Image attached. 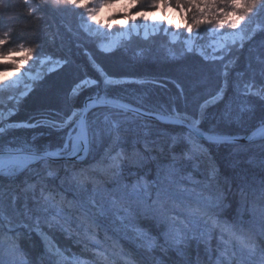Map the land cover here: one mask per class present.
<instances>
[{"label":"trees","instance_id":"obj_1","mask_svg":"<svg viewBox=\"0 0 264 264\" xmlns=\"http://www.w3.org/2000/svg\"><path fill=\"white\" fill-rule=\"evenodd\" d=\"M176 2L177 0H167V3L174 6ZM152 3L153 0H138L132 12L145 11L148 9L146 6ZM182 14L185 18L179 20L180 26L176 29L179 34H183L186 22L190 23L192 16L191 12ZM82 15V9L64 4L57 5L53 0H31L29 3L25 0H0V36L5 32L9 33L8 43L0 46V51L18 49V45L23 43L25 47L35 49L32 54L33 61L43 59L57 62L54 68L44 73L40 80L30 87L25 96L18 99L22 103L9 118V122L13 120L29 127L34 126L33 122L36 120L44 118L46 125L35 124L37 127L24 128V146L36 152L61 148L69 128L59 125L73 112L80 111L85 97L113 96L114 92L111 90L101 91L93 88L75 94L74 90L84 81L91 80L95 85L101 84L102 75L131 81L129 86L132 96H123L129 103L140 108L143 104L138 103L143 99H147V104L149 100L153 103L152 99H157L169 111L166 114L172 116L199 108L197 115L205 120L209 117L214 120L210 123L199 122L198 126L209 133L243 135L264 124V98L249 94L246 87L264 94V10L251 17L247 25H253L254 29L250 39L243 41V46L240 42L229 45L227 51L219 52L215 56L222 55L223 59L211 58L213 60L206 59L200 52H189L180 39L169 43L167 35L162 32L150 37L138 35L128 38V42L114 51L104 53L96 42L99 41L98 36L88 35L81 28ZM213 26H200V44L205 45L213 39L209 34ZM229 27L230 25H226L221 30ZM22 58L14 56L10 57V60L13 62ZM33 61L26 64L32 65L36 71L38 67ZM7 62L12 64L8 59ZM17 64L22 66L19 63L13 65ZM3 67L5 65L0 61V70ZM140 79L146 84L141 89V84H135ZM217 93L221 95L216 102L206 106L201 114V105L208 100L206 98L211 99ZM14 101L16 100H9L5 95L2 104L5 108L14 107ZM5 108L2 107L3 110ZM143 108L149 110L147 107ZM226 110L237 114L240 122L236 121V117L235 122H224L225 118L222 120L221 117H224ZM103 111L107 110L99 109L94 113H101V118ZM188 115L196 118L192 114ZM50 124L60 128L52 133L48 127ZM100 127L103 129L101 125ZM127 129L140 143H135L138 147L137 153L125 147L130 146L131 142L127 136L120 134L123 139V147L120 150L110 148L108 152H102L104 144L96 150L93 147L96 144L94 142L88 158L80 164L85 167L78 168L77 171L67 162H49L48 168L54 172L52 176L48 175V168L41 163L32 165L19 175H0V205L7 209L11 218V226L7 223L0 224V264H55L57 258L49 254L41 234L47 237L48 243L60 249L68 260L76 259L84 264H126L128 259H131L132 264H217L216 258L222 247L218 242V228L211 229L208 234V229H190L186 226L181 231L180 242L177 243L176 234L174 237L172 234L169 237L165 235L168 231V219L162 216L158 219V216L151 217L147 213L140 215L137 210L131 218L133 225H130L133 229L139 228L151 239L152 246L146 247L137 237L133 241L128 236L133 233L131 228L124 225L128 220L122 224L119 220L116 223L110 215L91 214L85 220L76 205L81 202L80 199L85 200L91 196L93 188L97 187L92 179L81 186L77 173H83L84 169L89 168V172L97 175L96 170L100 166L107 168L110 163L106 153H119L122 157H117L118 169L108 171L119 175L121 181L123 180L121 186L141 181L154 191L159 179L167 184L171 178H177V181L180 178L179 182L184 181L187 186L193 181L194 185L187 188L197 189L194 191L200 200H206L208 203L210 200L212 205L215 204L212 209H208L210 214L217 218L222 217L224 222L226 220L233 226L247 227V224L251 223L247 220L248 216L245 217L247 208L252 205L257 212H261L264 206V140L226 146L207 144L199 139L205 151L188 159L185 153L190 146L183 139L176 143L172 141L173 137L186 134L188 130L185 128L133 120ZM154 129L159 131L153 132ZM13 133V137L20 136V132ZM8 136L6 135L5 140L0 138V151L23 147L18 141L6 143ZM100 137L106 140L108 135L101 133ZM233 148L237 154L229 158L230 149ZM133 153L135 154L132 159L130 156ZM173 156L178 159L173 161ZM163 170L167 171V174L161 173ZM73 183L76 185H71ZM30 184L35 185V189L25 191ZM41 189L45 195L51 194L54 197L53 202H59V207L62 208L59 224L50 223V218L56 215L57 209L44 205L40 199ZM113 189L117 188H104L100 191L107 190L111 193ZM122 191L129 190L124 188ZM114 194L119 196V192ZM99 199L98 196L97 200ZM37 200L40 201L39 204ZM25 203L32 210L31 218L24 215ZM191 204L194 205L193 201ZM238 205L244 216L243 222L236 221L240 219L234 220L232 215ZM41 206L47 207V211H35ZM172 214L180 215L178 211ZM68 216L71 218L67 219ZM117 224L120 231L116 228ZM251 225L249 229L254 227L252 223ZM125 231L129 233L124 234ZM90 235H95L100 243L96 244L89 239ZM251 237L257 244V257L261 258L264 254V237ZM97 251H103L107 260L97 257ZM6 257L13 259L7 260ZM240 260L234 258L232 264H238Z\"/></svg>","mask_w":264,"mask_h":264},{"label":"snow or ice","instance_id":"obj_2","mask_svg":"<svg viewBox=\"0 0 264 264\" xmlns=\"http://www.w3.org/2000/svg\"><path fill=\"white\" fill-rule=\"evenodd\" d=\"M27 3L28 0H25ZM118 2V0H99V7L93 6L88 7L89 0H53V3L60 5H70L74 8H83L87 13L86 21L84 17H81L83 24L82 27L86 32L94 35H107L104 32H101L99 29H92L88 22L96 21L98 24L102 23L101 21H97L96 17L100 10L105 6L112 7L114 3ZM138 3V0H129V7H135ZM163 6L164 8L171 7L167 3V0H153L151 5L152 9ZM175 8L181 11V13L191 12V22H186V30L189 34L193 33V30L196 29L195 36L189 35L186 38V44L188 45L187 50L191 52L193 50V43L195 39L200 36L199 28L202 24H210L214 25L210 30L209 34L214 37H220L219 40L213 42V51H219L221 53L228 50L229 45H235L237 41H240V45L243 46V41L247 38L246 34V27L247 24L250 22L251 17L255 15H259L261 10H264V0H184L181 3V0H177ZM148 13L146 11H138L131 15V17H125L126 19L130 18L133 21L136 19L137 16L139 17H146ZM169 24L172 23V20L165 17ZM115 21H113L114 23ZM230 25L232 29L229 33H223L220 30L224 28V26ZM111 28V24L108 25ZM180 25L177 24V27ZM157 29H153L156 31ZM167 32V29H164ZM131 32H136L139 34V28L137 25L133 24L132 28L127 30L122 35H129ZM145 35H147V30H145ZM174 38L176 34H173ZM9 33L5 32L2 36H0V46L5 45L8 43ZM115 41L112 42L111 45L105 47V50H109V47L114 46ZM35 51L32 47H25L23 43L18 45L17 48H9L6 52L0 51V61H3L7 58L14 57V56H23L24 59L20 61H13L14 64H26L28 60L33 59V52ZM202 54H204L202 52ZM207 58V57H206ZM218 59H223V56L214 57ZM15 72H19V68L14 69ZM6 74V73H5ZM227 75V73H225ZM22 77H18L16 81L13 82L15 86L20 82ZM89 83L88 81H84L83 84ZM94 83V82H93ZM105 85H110L116 83V81L105 77L104 79ZM0 85H4L3 81H0ZM80 86H78L79 88ZM249 91L251 88L246 86ZM75 91V90H74ZM221 93H217L216 96H213L211 100L206 101L204 105H201V114H203V109L207 106V104L214 102L216 99L219 98ZM112 102L106 96H98L92 105L89 107L95 106H106L111 105ZM125 107V106H120ZM87 109L81 112H73L70 116H68L59 126L69 128L67 133V140L64 145L65 151L71 154H77L79 152H87L91 145L96 142L101 135V132L105 133L112 137L113 145H115L120 138L119 134V122L118 121H111L106 116L105 117V127L100 129L99 127H94L87 119ZM169 119L173 123L184 124L185 127L188 129V132L184 134L182 137H173V143H176L178 140L183 139L189 146V150L185 153V156L188 159H192L195 156L202 154L205 150L203 145L199 142V132H198V124L199 120L196 118H191L189 120L188 117H183L179 114H176L174 117H169ZM0 132H4V128L0 127ZM253 136H260L264 138V125H261L253 132ZM207 139L212 142L216 143L219 142V138L216 136H209ZM59 153L53 152H36L33 150H26V149H19V150H8L6 152H0V175L4 176H12L18 172L24 171L30 168L33 164L37 162L41 163L43 166L48 168L49 160L53 156H57ZM112 156L109 153H106V157L109 159L110 163L107 165V168L100 166V171L107 172L110 169H118V162L117 157ZM178 158L173 156V161H176ZM102 165V162H101ZM173 169L175 167L173 165ZM48 175H54V172L51 168H48ZM83 178L80 179L78 182L81 186L83 184L92 179L88 177L86 174H82ZM92 182L95 184V180L92 179ZM125 188L128 186L125 185ZM35 185H28V188L25 191L34 190ZM182 191H191L189 189H181ZM119 192V196L115 195L114 193ZM97 196L100 197L99 201L97 200ZM151 193L148 191L147 185L142 184L141 182H137L136 184L131 186V189L127 192H124L120 189H113L111 193L107 192V190H97L95 187L93 188V193L91 196H88L84 201L79 202L76 206L78 210L82 214L83 218L86 220L91 215H99V216H107L108 213H112L116 216L117 219L123 222L132 218L136 211L142 212H153L159 215H165L167 209L165 208L166 202L170 199V194L168 189L165 187H158L155 193V199L149 203V198ZM35 199V197H33ZM40 199L44 202V205L49 207H54L57 209L56 215L50 218V223L55 222L57 224L60 223V218L62 216V208L59 207V202H53L54 197L51 194L45 195L43 189H41ZM63 199V198H61ZM15 201V197L13 198ZM40 201L37 200V204ZM105 203H107V207H105ZM212 207L211 201L209 200L208 206L205 209H192L190 210L191 214H199L201 217L205 218V224H210L211 228L208 229V234H210L211 229L219 228L222 233H227L229 240L225 243L229 246L226 247L223 252H221V257H223L224 264H232V260L236 257V252L232 251L229 254V248L231 246V242L235 241L238 247L243 251L246 250L248 257H255L257 254V244L254 238L251 236L245 235L243 230L237 232L234 230V227L229 224H221L217 221V219L210 214L208 208ZM13 211L15 208L13 207ZM31 209L27 207V203H25V212L24 215L28 218H31L30 213ZM35 211H47V207H37ZM171 219L175 220L176 217H171ZM7 223L11 226V218L7 213V209L0 205V224ZM37 227L39 225V217L36 218ZM136 232V237L144 244L146 247L152 246V241L147 235L142 232L139 228L133 229ZM176 236L178 239L176 240L177 243L180 242L179 237L181 236L180 230L176 229ZM87 234V233H86ZM43 235V234H42ZM204 235V233H201ZM47 240V237H44ZM89 239L93 240L96 244L100 242L96 239L95 235H90ZM48 251L52 253L57 259L55 260V264H64L66 257L60 251V249L55 248L53 245L49 243ZM97 257L107 260L103 251H97ZM77 264H84L83 261H78ZM126 264H132L131 259L126 261ZM217 264H221V261L218 259ZM238 264H243V256H241V260L238 261ZM258 264H264V254L261 255V259L259 260Z\"/></svg>","mask_w":264,"mask_h":264},{"label":"rangeland","instance_id":"obj_3","mask_svg":"<svg viewBox=\"0 0 264 264\" xmlns=\"http://www.w3.org/2000/svg\"><path fill=\"white\" fill-rule=\"evenodd\" d=\"M184 0H181V2ZM172 3V2H171ZM169 5H171L170 3H168ZM99 7V0H89L88 3V7ZM151 5L148 4V6H146L145 11L148 13V15L146 17H139L137 16L136 19L133 21L132 19L128 18L126 19L125 17H131V15L133 14L132 12V8L133 7H129V0H118V2L114 3L112 5V7H103L100 8L96 20L97 21H101L102 23H97L96 21H91L88 22L90 24V27L92 29H99L101 32L106 33L107 35L101 36V35H96L99 38L98 42V47L101 51H103L104 53H109L114 51L118 46L123 45L126 41L128 42V38H133L135 36L141 35L142 37H150V35H156V34H161V32L164 35H167L166 38L169 41V43H171V41H176V40H182L184 47H186L185 49L188 48V45L186 44V38L189 35H193L195 36L196 34V29L193 30L192 34H189L185 28L183 34H179L178 31L176 29H178L179 27H177V24H180L179 20L185 18L184 14L181 15V11H179L178 9L175 8L174 5H171V7L168 8H164L163 6H159L157 8H155V10H153L152 8H150ZM83 11V15L82 17H84V20L86 21L87 18V13L85 12V10L83 8H80ZM165 17L169 18L172 20V23L169 24L167 22V19H165ZM113 21H115L113 23ZM254 21V20H253ZM84 21H82L83 24ZM109 24H111V28H109ZM135 24L138 26L139 28V34H137L136 32H131L129 35H122L123 33H125L127 30L132 28V25ZM250 28H249V27ZM253 26V25H252ZM251 25H247L245 31L247 34V38L246 40L248 41L251 37V33L254 29V27H252ZM186 27V26H185ZM81 28L84 30V28L81 26ZM157 29L156 31H153V29ZM164 29H167V32L164 31ZM145 30H147V35H145ZM85 31V30H84ZM223 33H229L232 31V29L229 27L226 30H220ZM86 32V31H85ZM179 32L181 33V29L179 30ZM88 35L94 36V34H90L89 32H86ZM176 34V37L174 38V35ZM129 39V40H130ZM220 37H214L211 41H207V43L204 45V43L200 44L201 38L197 37L195 39V42L193 43V52L197 51L199 54L204 55L206 59H210L213 60L211 58H214L215 56H217V53H219V51H213V42L216 40H219ZM115 41L114 46L109 47V50H105V47H108L109 45L112 44V42ZM240 41H237V43H239ZM202 52L204 54H202ZM17 57V56H16ZM23 57V56H22ZM7 59L9 60L10 63L9 64L7 62ZM3 61H1L5 67H3V69L0 70V81L4 82V85H0V106L4 107L5 106L2 104V102L5 101V95L6 98L9 100H16L14 101L15 104L14 107H10V108H5V110L2 109V107H0V127L4 128V132H0V138L4 139L6 138V135H9L6 143H9L11 141L13 142H21L20 145H22L23 147L20 148H11V149H15V150H19L21 148L26 149V150H33L32 148H29L27 146H24L23 144L26 142V136L24 133H22L24 131V128H31V127H37V126H42L43 124L46 125V123H44V118H41L36 120L34 123V126L29 127L27 124H20V123H16L15 121H10L9 122V118L11 116H13L15 114V112L17 111V109H15L16 107H18L22 101L18 100L19 98H22L23 96H25L27 94V92L29 91L30 87L33 86L37 81L40 80V77L46 73L47 71L51 70L52 68H54L56 66V61H47V60H43V59H39L38 62L31 60H28L30 62H35L38 69L36 71L33 70L32 65H27V64H22L21 65H13L14 63L11 62L10 58H7ZM24 59V57L22 58ZM218 59V58H215ZM20 61V60H19ZM15 68H22L20 69L19 72H15L14 69ZM6 73V74H5ZM101 75V74H100ZM18 77H22V79L20 80V82L18 84H16L15 86H11L13 85V82L17 80ZM102 82H100V85H95V83H93V81L88 80L89 83L87 84H81L80 87L78 88V91H75V94H78L80 92H84L85 90H90L91 88H96V86H100L99 90L101 91H107L111 90L115 93H117L116 91H120L121 93H123L126 97H130L131 95V90H130V83H132L131 81H126L123 80L121 78L118 79H112L109 78L111 80L116 81V83L114 84H110V85H105L104 83V79L105 77L102 75ZM135 84H141L139 87V89L142 88V86L146 85L144 84V82H142V80L140 79L139 81H136ZM143 84V85H142ZM240 92H245L244 90H239ZM146 93V92H145ZM246 93V92H245ZM251 95H258L261 98H264V94H261L260 91L257 90H251L248 92ZM247 95V94H246ZM91 97V96H88ZM208 99L207 101L211 100L210 98H206ZM146 100V101H144ZM153 103L149 100L148 104H151L152 106H149L147 104V99H143V101L141 103L138 104H143V107H147L149 110H151L153 112L154 111H163L165 113H169V111L166 109V107L162 104L159 103V101H157V99L153 100ZM170 100L167 102L169 103ZM206 102V101H205ZM205 102L202 104L204 105ZM216 101L212 102L215 103ZM174 102L172 101V104ZM211 103L207 104V106H209ZM168 107V106H167ZM170 107V106H169ZM12 108V109H11ZM206 108V107H205ZM182 109V108H181ZM15 110V112H14ZM171 110V109H169ZM199 108H197V110L194 109H189L186 112H188L187 114H185L186 112L180 113L179 115L181 116V118L183 117H188L189 120L192 118V116L188 115V114H192L194 116H196V119L199 120V122H206V123H210V122H214L213 118L211 119L210 117L207 118L206 120L201 116L197 115L196 113H198ZM161 113V112H159ZM100 114L99 112L96 113V115H93V117L91 118V124H93L94 127H99L100 125L104 128L105 127V117L107 116L109 118V120L111 121H118L120 122L121 126L119 127L120 129H127L129 127V124H126V121H124L123 119L119 120H115L113 116H111L109 113L107 114V111H103L102 113V117L100 118ZM168 115V114H167ZM171 117H174L172 115H168ZM176 116V115H175ZM237 115L236 114H231L229 113V111L226 110V113L224 114V117H221V119L223 120L225 118V120H223L224 122H228L230 120V122H235V117ZM57 119V118H56ZM65 120V119H64ZM6 122V123H5ZM154 122V121H153ZM152 122V123H153ZM55 123V121L53 122ZM156 123V122H154ZM35 124H39L37 126H35ZM158 124V123H156ZM53 125V126H50ZM48 127L52 128L49 130L53 133L55 130H57V128H60L59 126H55L54 124H50ZM199 125V124H198ZM125 126V127H123ZM199 127V126H198ZM156 128V127H155ZM54 129V130H53ZM101 129V127H100ZM29 130V129H28ZM153 132H158V129H154L152 130ZM13 132H20V136L17 135V137H13L14 133ZM68 133V132H66ZM212 133V132H211ZM215 134V133H214ZM217 134V133H216ZM221 135V134H219ZM238 136V135H237ZM102 137H100L99 139H101ZM98 139V140H99ZM67 140V134L65 136V139L63 141V145L61 146V148L59 149H54L53 151H43V152H57V151H61L64 148V145L66 143ZM97 140V141H98ZM101 141V140H100ZM105 141V140H104ZM30 142L27 144L29 146ZM34 144H33V148H34ZM64 152V151H63ZM122 157V156H121ZM120 156H118V158L121 159ZM177 178H171L167 184L165 185V188L168 189V192L170 194V199L166 202L165 204V208L167 209V212L165 215H159L156 213H153L151 211L149 212H144L147 213L149 216L151 217H157L158 219L161 218L160 216H162L163 218L168 219V231L166 232V236L169 237L171 236V234L173 235V237L176 234V229L180 230V234L181 231L184 230V228H186V226L191 228H195V229H209L210 228V224H205V218L201 217L198 213L197 214H189L190 210L192 209H196V208H200V209H205L208 206V201L206 200H200L199 196L197 194H195L194 190H197L195 188H187V185L184 181L179 182V180H176ZM179 184L181 187L185 188V189H189L191 191H182L181 189H179L178 192H172L171 189H169V187H173L176 184ZM144 184V183H142ZM72 185V184H71ZM74 188H76L75 186H73ZM157 187V185L155 186ZM68 188V187H67ZM148 191L150 192L151 187H147ZM157 190H154L151 192V196L149 198V203H151L152 200L155 199V193ZM33 192H30V194H32ZM26 195L28 196V193H26ZM98 197V196H97ZM100 198V197H99ZM60 200V199H58ZM81 201H84L82 199H80ZM62 201V200H61ZM193 201L194 205L191 204ZM196 205V206H195ZM215 204L212 205V207L208 208V209H212L214 207ZM69 207V205H68ZM73 208V207H72ZM71 209V208H70ZM178 211V213H180V215H175L172 214L173 212ZM67 213V212H64ZM246 216H248L247 220L250 221L254 227H252V229H249L251 225V223L247 224V227H242L239 225L233 226L234 230L237 232H240L241 230H243V233L245 235L248 236H263L264 237V206H262V210L260 211H256L254 209V207L251 205L247 208L246 210ZM68 214V213H67ZM136 214V213H135ZM108 215L111 216L112 220H114L117 223V219L116 216H114L112 213H108ZM107 215V216H108ZM233 215L234 220L236 219H240V220H236L238 222H243V215H242V211L240 208V205H238L237 207H235V212ZM135 216V215H134ZM133 216V217H134ZM176 217L175 220L171 219V217ZM132 217V218H133ZM218 222H220L221 224H229L231 225L228 221L225 220V222L222 220V217H216L214 216ZM120 221V220H119ZM121 222V221H120ZM129 223V224H128ZM128 223H124L125 226L131 228V225H133V220L130 218L128 219ZM131 224V225H130ZM116 228L120 231L119 225L117 224ZM247 228V229H246ZM133 230V228H131ZM8 231H12V230H8ZM124 234H128L129 231H125L123 232ZM221 231L218 228V238H219V243L222 244V247L220 248L221 251L219 252L218 257L216 258V260L218 261V259L221 261V264H224V260L223 257H221V252H223L225 250L226 247H229L225 242L229 240V237L227 235V233H222L220 234ZM42 237V240H44L45 245L48 247L49 243L47 242L48 240H46L44 238V235H40ZM129 237H131V239L133 241L136 240V232L133 230L132 235H128ZM226 236V237H225ZM233 242V245H232ZM231 242V246L229 248V253H231L232 251L236 252V257L235 259H241V256H243V260L248 257L247 251L246 250H241L238 245L236 244L235 241ZM219 245V244H218ZM48 249V248H47ZM49 252V251H48ZM50 255H52V253L49 252ZM258 253L255 256V259H257V263L259 262V260L261 258L257 257ZM53 256V255H52ZM55 257V256H54ZM56 258V257H55ZM7 260L13 259L10 257H6ZM78 261H76V259H70L68 260L66 258V260L64 261V264H77ZM5 264V263H4ZM17 264V263H16Z\"/></svg>","mask_w":264,"mask_h":264},{"label":"bare ground","instance_id":"obj_4","mask_svg":"<svg viewBox=\"0 0 264 264\" xmlns=\"http://www.w3.org/2000/svg\"><path fill=\"white\" fill-rule=\"evenodd\" d=\"M31 0H28V2L27 3H29ZM97 85H100V84H97ZM99 87L100 86H96V88H93L94 90H97V89H99ZM75 91H78V89H76ZM113 92V91H112ZM117 93H113V96H106L107 98H112V99H116L117 101H122V102H125V103H128V104H130L126 99H125V96H123V93H121L120 91L118 92V91H116ZM80 93H82V92H80ZM80 93H78V94H80ZM91 97H98L97 95L96 96H91ZM85 100V99H84ZM83 100V101H84ZM142 101V100H141ZM83 103V102H82ZM134 106H136V105H134ZM136 107H138V106H136ZM140 108V107H139ZM143 108V107H142ZM141 108V109H142ZM99 109H105V110H107V114L109 113L111 116H113L114 117V119L115 120H119L120 121V119H123L124 121H126V124H131V122L133 121V120H139V121H147V120H145L144 118H138V117H136V116H133L132 114L130 115V114H128V113H125V112H123V111H121V110H116V109H113V108H97V109H95V110H92V111H90V112H88L87 113V119H88V121L89 122H91V118L93 117V115H96V113H94V112H96L97 110H99ZM144 110H146V111H149V110H147V109H145V108H143ZM80 111L79 112H81V111H83V109H82V106H81V108L79 109ZM165 110V109H164ZM163 110V111H164ZM163 111H161L162 113H159V112H157V111H154L153 110V112L154 113H157V114H161V115H167L165 112H163ZM149 112H152V111H149ZM152 112V113H153ZM237 115V114H236ZM236 121H239L240 122V118H237V116H236ZM121 126V124H120V122H119V127ZM123 127H125V126H123ZM257 127V126H256ZM256 127H254V128H256ZM99 128H100V126H99ZM201 128V127H200ZM202 129V128H201ZM203 131H205L204 129H202ZM69 131V129L67 130V132ZM206 133H209V132H207V131H205ZM248 132H250V131H248ZM248 132H246V133H248ZM101 133H103V131L101 132ZM211 133V132H210ZM209 133V134H210ZM119 134H121L122 136H127L128 138H129V141L131 142V144H130V146H125V147H127V148H129V149H133L134 151H136L135 153H137V149H138V147L136 146V144L135 143H138V144H140L137 140H136V138H134L133 136H131V131L130 130H128V129H120L119 128ZM214 134V133H213ZM215 135H218V136H224V134H221V135H219V134H215ZM225 136H228V135H225ZM240 136V135H239ZM109 137V138H108ZM108 137L106 138V140L104 141V139L103 138H101V139H99L98 141H96V144L93 146L96 150L98 149H100L101 147H102V145H103V149H102V152H108V150H110V148H114L116 151H118V150H120L121 149V147H123V146H121V144H122V142H123V139H122V137L119 139V141L115 144V145H113V142H112V138L108 135ZM101 140V141H100ZM110 140V141H109ZM107 141V142H106ZM109 141V142H108ZM106 142V143H105ZM256 142H258V141H256ZM212 144V143H211ZM233 144H236V143H233ZM233 144H221V145H226V146H229V145H233ZM246 144H249V143H246ZM213 145H217V144H213ZM92 146V145H91ZM93 148V149H94ZM91 149V147L89 148V150ZM234 150V152H231V151H233ZM135 153H133L130 157L133 159L134 158V154ZM237 154V151H236V149L235 148H233V149H230V152H229V158H233V156H235ZM89 155V154H88ZM110 155H112V156H116L115 154H110ZM136 159V158H135ZM84 162V161H83ZM83 162H80V161H77V162H67V163H69L70 164V166H73L75 169H76V171L78 170V168H83V167H85L84 165H80L81 163H83ZM89 166V165H88ZM180 166V165H179ZM88 171V172H87ZM90 171V169L88 168V170L87 169H84L83 170V173H80V172H78L77 173V176L78 177H80V179H82L83 178V175L82 174H86L88 177H90V178H92V179H97V181H95V184H96V187H97V189H104V188H111V187H116V188H118V189H120V190H123L125 187L124 186H121V183H123V180L121 181V179H120V177H119V175H115V173H113V172H111V171H107V172H102V171H100V168L99 169H97L96 170V173H97V175L95 174V173H91V172H89ZM22 173V172H21ZM20 172L19 173H17V174H15V175H19V174H21ZM161 173H163V174H167V171H165V170H163ZM180 173V172H179ZM14 176V175H13ZM134 179V177L132 178V180ZM187 179H189V178H187ZM137 182H141V181H134L133 183H131V184H129L128 185V187H127V189L128 190H130L131 189V186L132 185H134V184H136ZM142 183V182H141ZM190 185H188L187 187H190V186H192V185H194V183H193V181H190ZM72 185H76V184H72ZM156 185H157V187L156 188H154L155 190H157L158 189V187H165V183L163 182L162 183V180L161 179H159V180H157V182H156ZM169 189H171V191L173 192H178L179 191V189H185V188H183V187H181L180 185L179 186H173V187H169ZM152 191L150 190V193H151ZM139 211V210H138ZM138 214H140V215H143L144 214V212H142V211H140V212H138ZM67 216V215H66ZM71 217L70 216H68L67 217V219H70ZM243 264H257V259H255L254 257H251V258H246L245 259V262L243 263Z\"/></svg>","mask_w":264,"mask_h":264},{"label":"water","instance_id":"obj_5","mask_svg":"<svg viewBox=\"0 0 264 264\" xmlns=\"http://www.w3.org/2000/svg\"><path fill=\"white\" fill-rule=\"evenodd\" d=\"M97 98V97H96ZM95 97H85V100L83 101L82 103V109L85 110L87 109V113L92 111V110H95L97 108H113V109H116V110H121L125 113H128V114H132L133 116H136L138 118H144L145 120L147 121H150V122H156L158 124H162V125H171V126H179V127H182V128H185L186 130H188L184 124H178V123H173L169 117L171 116H168V115H161V114H157V113H152V112H149V111H146L144 110L143 108H139V107H136L134 106L133 104H128V103H125V102H122V101H117L116 99H112V98H108L112 104L111 105H106V106H95V107H89V105H92L93 104V101L96 99ZM120 106H125V107H120ZM86 113V115H87ZM264 125V124H262ZM261 125L257 126L256 128H254L252 131L248 132V133H245L243 135H232V136H218V135H215L213 133H206L205 131H203L200 127H198V132H199V139L202 140L203 142L207 143V144H210L212 142H210L207 137L209 136H216L219 138V142H216V143H212V144H217V145H221V144H233V143H236V144H246V143H255L256 141H261V140H264V138L260 137V136H253V132L259 128ZM9 150H15V149H9ZM8 150H3V151H0V152H6ZM64 151V148L61 150V151H55L54 153H59V155L57 156H53L50 158L49 162L51 163H59V162H63V163H66V162H77V161H80V162H83L87 157H88V151L87 152H79L77 154H71L69 155L67 152L63 153ZM39 163V162H37Z\"/></svg>","mask_w":264,"mask_h":264}]
</instances>
